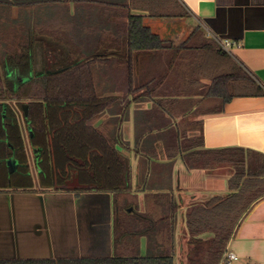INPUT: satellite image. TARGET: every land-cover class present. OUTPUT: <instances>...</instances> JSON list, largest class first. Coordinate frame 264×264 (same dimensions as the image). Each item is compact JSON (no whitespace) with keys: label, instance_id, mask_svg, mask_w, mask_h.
<instances>
[{"label":"trees","instance_id":"trees-1","mask_svg":"<svg viewBox=\"0 0 264 264\" xmlns=\"http://www.w3.org/2000/svg\"><path fill=\"white\" fill-rule=\"evenodd\" d=\"M88 1L0 0V191L29 190L35 186L18 109L31 130L30 147L39 150L36 167L37 184L41 189L113 193L115 254L109 257L9 258L0 259V264H175L170 219L177 206L171 200H167L171 210L162 211L159 216L150 213L151 218H148V215L137 214L140 222L148 219L146 223H154L157 231L166 230L167 239L162 245L168 249L144 256L120 251L126 222L124 210L129 201L136 202L137 198L131 193L129 157L117 140L118 124L113 118H105L107 111L113 112L117 107L122 110L127 105L121 107L123 99L105 96L106 90L124 89L127 94L145 87L147 92L156 91L166 78L168 86L171 70L188 69L211 80L202 89L200 106L208 103L223 106L236 96L264 95V87L200 27L178 46L153 33L142 15L128 14L124 30L118 28L115 32L102 23L90 24L81 17V11L88 9ZM131 2L144 6L151 16L186 15L175 0ZM72 3L73 15L70 13ZM13 5L21 13L17 19L12 17ZM28 11L33 13V18L27 16ZM79 28L100 34L96 43L101 49L99 52L79 50L74 36ZM36 43L41 44L45 53L41 72L34 69ZM63 45L67 50L61 48ZM166 49H170L166 75L146 83L137 82L140 57ZM46 50L51 51L50 56ZM190 58L193 62L183 67L182 61ZM106 71L110 75L106 76ZM212 152L205 153L214 154L218 161H228L225 154L230 152H233L229 155L231 161L239 162L244 156L240 158V154H254L253 173L237 171L229 179L233 192L188 208L185 217L189 238L182 264H218L236 224L249 205L264 195V155L240 148ZM11 157L18 162L13 172H9L7 164ZM207 233L212 237L202 239Z\"/></svg>","mask_w":264,"mask_h":264},{"label":"crops","instance_id":"crops-1","mask_svg":"<svg viewBox=\"0 0 264 264\" xmlns=\"http://www.w3.org/2000/svg\"><path fill=\"white\" fill-rule=\"evenodd\" d=\"M175 1L186 12L185 17L151 16L148 9L132 5L131 0H89L88 9L81 11V17L90 24L102 23L117 32L118 28L124 30L128 14L142 15L145 25L153 33L177 46L195 28L200 27L203 32L209 30L239 44L233 48L230 57L264 87V0ZM14 8L17 15L13 14ZM70 8V13L75 14L73 3ZM11 11L14 19L21 14L16 5ZM27 16L33 18V13L28 11ZM74 36L79 50L88 53L101 50L96 44L100 37L97 31L79 28ZM17 39L18 35L16 45ZM37 45H40L44 60L45 53L41 44L36 43L34 69L41 72L43 69L39 70L35 65ZM61 48L67 50L64 45ZM169 50L142 55L137 62L136 81L146 83L165 76L170 64ZM45 52L50 56V50ZM191 62L193 58L182 61V65L187 68ZM105 75L110 74L106 71ZM165 82L167 78L164 86L150 92L145 87L127 94L124 89L106 90L105 96L123 99L121 107H127L107 111L105 118L117 122V140L131 164V193L137 200L129 204L132 206L127 212L151 218L150 213L159 216L162 211L171 210L167 200L175 203L177 210L170 219L173 254L175 264L177 261L182 264L189 238L185 217L188 208L233 192L229 187L231 176L213 175L202 167L197 168V161L193 159L201 157L198 155L202 153L214 162H223L205 152L235 148L264 155V95L236 96L223 106L214 103L200 106L198 100L203 97L202 89L211 83L208 77L179 69L178 72L170 71L168 86ZM184 121L189 124L185 134L180 133L179 125ZM23 133L25 137L30 136L27 125ZM198 133L201 140L195 143ZM128 142H139L144 149L160 144L161 151L157 158L129 154ZM181 142L192 143L183 149ZM32 149L35 162L39 150ZM148 194L153 196L147 197ZM145 220L148 219L132 226L128 222L123 224L121 253H136V247L146 255L157 253L162 247L166 249L162 245L167 239L166 230L160 228L157 231L153 222L151 225ZM201 237L207 240L212 234ZM115 240L111 192L41 189L36 182L33 189L0 191V259L109 257L115 254ZM227 250L238 256L233 264H264V195L253 201L240 218Z\"/></svg>","mask_w":264,"mask_h":264},{"label":"rangeland","instance_id":"rangeland-1","mask_svg":"<svg viewBox=\"0 0 264 264\" xmlns=\"http://www.w3.org/2000/svg\"><path fill=\"white\" fill-rule=\"evenodd\" d=\"M16 10H17L16 8L13 9V11H14L13 14L14 15H17ZM35 55H36V57H35L36 58L35 59L36 60L35 61L36 62V64H35L36 68L39 69V70H42L43 69V60L44 59H43V52L40 49V45L36 46ZM17 111H18V114H19V119L21 121L22 127H23L24 131H26V122H25V120L23 118L24 117L23 113L20 110H18V109H17ZM179 125H180V133H184L185 134L186 131H188V129H189L188 122L184 121V122L180 123ZM200 136L201 135L199 133H198V135H196V137L194 138L195 141H196L195 143H200V140H201ZM25 139H27L28 154H29V159H30V162H31L30 164H31V168H32L31 169L32 170V174H33L34 180H35V182L37 184L38 183V180H37V171H38V169L36 167V161L34 162V157H35L34 156V152H33L32 147H30V144L28 142V137H25ZM191 143L192 142H183V144H182V142H181L180 143L181 144V148L184 149L188 144H191ZM147 144L148 143H146V145ZM160 149H161L160 144L155 145V148L152 147L150 149H144L143 145H140L139 142H128V148H127V150L129 151V154L149 155L150 158H154V157L157 158V156L160 154V151H161ZM231 153H233V152L225 154V157L228 158V161H225V162L223 161L224 163L223 162H214L212 159L210 160L209 156L204 155L202 153L198 155V156H201V157H196L193 160L197 161V164L195 165L197 168L198 167H200V168L202 167L205 170H207L208 172H212L213 175L219 173V174H224L225 176H232L237 171H241V170H243L246 174L253 173L252 166H253V161L256 158V156L254 154H250V155H248L247 153L240 154L239 155L240 158L242 157V155H244V156L242 158V161L239 162V161H231V156H229V155H231ZM194 156H195V152H194ZM188 159H190V157H188ZM244 159H245V161H244ZM198 164H201V165L198 166ZM224 175H222V176H224ZM133 203L134 202L129 201V204H133ZM130 206H132V205H129L128 207H130ZM126 210H124V219H125L126 222L129 223V226L138 224L139 218L136 215L132 214L131 212H127ZM160 247H162V245ZM136 248H137L136 249V254L143 255V256L146 255V254H144L145 251L141 252L139 250V247H136ZM166 249H168V248H166ZM166 249H164L162 247L161 250L158 251L157 253L164 252ZM157 253H151V254H157ZM176 264H179V262L177 261Z\"/></svg>","mask_w":264,"mask_h":264},{"label":"built area","instance_id":"built-area-1","mask_svg":"<svg viewBox=\"0 0 264 264\" xmlns=\"http://www.w3.org/2000/svg\"><path fill=\"white\" fill-rule=\"evenodd\" d=\"M206 35L212 38L217 43L219 48L227 52L228 54H232L233 48L235 46H239V44L236 41L232 39L221 38L219 36H216L215 34H213V32L209 30L206 31ZM237 259L238 256L234 252L227 250L223 253L221 257V264H233V262Z\"/></svg>","mask_w":264,"mask_h":264},{"label":"water","instance_id":"water-1","mask_svg":"<svg viewBox=\"0 0 264 264\" xmlns=\"http://www.w3.org/2000/svg\"><path fill=\"white\" fill-rule=\"evenodd\" d=\"M24 109L25 110L27 109L26 105L24 106ZM7 164H8L9 172H13L17 169L18 162L14 157L9 158Z\"/></svg>","mask_w":264,"mask_h":264}]
</instances>
